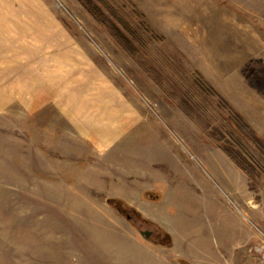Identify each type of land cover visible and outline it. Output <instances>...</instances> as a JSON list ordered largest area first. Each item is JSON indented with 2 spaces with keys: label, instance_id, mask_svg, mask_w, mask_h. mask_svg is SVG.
<instances>
[{
  "label": "rangeland",
  "instance_id": "rangeland-1",
  "mask_svg": "<svg viewBox=\"0 0 264 264\" xmlns=\"http://www.w3.org/2000/svg\"><path fill=\"white\" fill-rule=\"evenodd\" d=\"M91 2L0 0V264H264V0Z\"/></svg>",
  "mask_w": 264,
  "mask_h": 264
},
{
  "label": "trees",
  "instance_id": "trees-1",
  "mask_svg": "<svg viewBox=\"0 0 264 264\" xmlns=\"http://www.w3.org/2000/svg\"><path fill=\"white\" fill-rule=\"evenodd\" d=\"M82 3L87 7L88 11L94 15L99 21H101L102 23L107 24L110 28L112 25H109V21L106 20L102 14L100 9L94 7L92 5L91 0H81ZM112 32H116L114 29H111ZM226 150V152H229V155H231L232 159L240 166V168H242L245 172H250V168L251 165H249V163L247 162V160H245L242 155L240 154L239 150H232V152H230L228 149H224ZM148 195V196H147ZM144 196L147 197L150 200L155 201V194L150 192V196H149V192H145ZM111 202H116L117 208L120 212H131L133 213L137 219H139L142 222H145L148 225H154L155 223L153 221H151L150 219L146 218L145 216L142 215L141 212H139L137 209H135L134 207L129 206L128 204H126L123 200L121 199H111ZM157 226V225H156ZM160 229V233L162 234V242H160L159 244L161 246H166V247H171L172 245V237L170 235V233H168L166 230H164L163 228L157 226ZM178 261H180L183 264H191L189 261L185 260V259H181L178 258Z\"/></svg>",
  "mask_w": 264,
  "mask_h": 264
},
{
  "label": "crops",
  "instance_id": "crops-1",
  "mask_svg": "<svg viewBox=\"0 0 264 264\" xmlns=\"http://www.w3.org/2000/svg\"><path fill=\"white\" fill-rule=\"evenodd\" d=\"M242 171H240V170H238V171H234L233 172V174L235 175L234 177H235V179L237 180L238 178H241L242 179V175L244 174L243 172L241 173ZM245 175V174H244ZM223 179H224V183H225V186H226V189L228 190V192L230 193V194H232V196H233V198H235V199H240V193H239V191H238V189L234 186V185H231V177L230 176H228V175H223ZM234 216V215H233ZM223 217L221 216L220 218H219V220L220 219H222ZM221 222H222V224L225 226L226 224H227V226L229 227V230H228V234H230L231 232H233L235 235H236V231L234 230L235 228H234V225L232 226V225H230V223H225L224 221H223V219L221 220ZM222 225V226H223ZM231 227V228H230ZM233 227V228H232ZM233 230V231H232Z\"/></svg>",
  "mask_w": 264,
  "mask_h": 264
},
{
  "label": "water",
  "instance_id": "water-1",
  "mask_svg": "<svg viewBox=\"0 0 264 264\" xmlns=\"http://www.w3.org/2000/svg\"><path fill=\"white\" fill-rule=\"evenodd\" d=\"M141 235L145 238V239H148L149 236L151 235V231H141Z\"/></svg>",
  "mask_w": 264,
  "mask_h": 264
},
{
  "label": "built area",
  "instance_id": "built-area-1",
  "mask_svg": "<svg viewBox=\"0 0 264 264\" xmlns=\"http://www.w3.org/2000/svg\"><path fill=\"white\" fill-rule=\"evenodd\" d=\"M263 237H264V236H263ZM263 248H264V247H263L262 245H258V247H257V251L261 253Z\"/></svg>",
  "mask_w": 264,
  "mask_h": 264
},
{
  "label": "flooded vegetation",
  "instance_id": "flooded-vegetation-1",
  "mask_svg": "<svg viewBox=\"0 0 264 264\" xmlns=\"http://www.w3.org/2000/svg\"><path fill=\"white\" fill-rule=\"evenodd\" d=\"M151 235H152V232H151ZM151 235H150V236H151ZM150 236H149V237H150Z\"/></svg>",
  "mask_w": 264,
  "mask_h": 264
}]
</instances>
